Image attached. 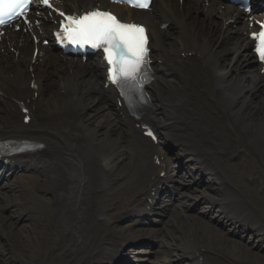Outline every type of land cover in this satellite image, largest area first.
Instances as JSON below:
<instances>
[{
	"label": "bare ground",
	"instance_id": "obj_1",
	"mask_svg": "<svg viewBox=\"0 0 264 264\" xmlns=\"http://www.w3.org/2000/svg\"><path fill=\"white\" fill-rule=\"evenodd\" d=\"M204 2L161 0L154 13L136 14L151 26L157 74L151 88L153 107L139 127L120 108L117 95L103 87L100 63L83 65L56 55L42 43L45 27L41 32L33 29L35 40L29 34H6L0 42V132L27 129L32 133L26 139H39L44 150L37 153L36 176L18 188L0 186V208L10 204L26 210V222L38 225L29 223L21 236L11 232L17 230L14 225L4 229L0 220V264H106L102 258L111 257L119 233L141 238L142 231L134 234L119 227L133 215L125 214L128 209L158 195L161 173L172 166L166 156L173 149L154 146L144 137L143 126L161 136L174 131L189 144L185 152L200 184L214 194H203L210 212L217 209L222 214L224 228L230 224L252 235L258 247L264 243V98L258 96L264 75L250 50L246 16ZM131 14L128 11V17ZM167 25H174L177 34L165 29ZM34 49L39 51L36 58ZM90 104H97L92 117L101 118L95 125L84 121ZM31 118L34 127L28 128L25 120ZM165 141L171 142L169 135ZM174 146L181 149L178 142ZM234 156L238 164L229 165ZM205 157L217 158L216 165H209ZM31 179L30 192L25 186ZM171 182L178 181L172 176ZM6 189L18 190L17 204L7 202ZM178 199L179 203H161L155 218L172 217L175 239L182 245L180 264L197 262L199 252L212 264L224 259L264 264L260 250L251 251L221 228H206L189 216L186 194L180 192ZM149 243L153 246L151 240L144 245ZM146 249L136 254L146 255ZM159 254L172 258L167 252Z\"/></svg>",
	"mask_w": 264,
	"mask_h": 264
},
{
	"label": "snow or ice",
	"instance_id": "obj_2",
	"mask_svg": "<svg viewBox=\"0 0 264 264\" xmlns=\"http://www.w3.org/2000/svg\"><path fill=\"white\" fill-rule=\"evenodd\" d=\"M41 3L51 7L49 0H40ZM124 2V0H119ZM33 0H0V25L20 19L24 16ZM134 6L147 8V0ZM61 16L64 13H60ZM68 23L63 26V31L71 43H89L93 47H104L107 60L112 68L109 69V78L113 83L119 84L118 76L132 78L138 71H146L142 65L147 64L146 37L144 28L135 24H124L106 12L93 11L85 13L79 18L65 17ZM258 41L256 51L260 59L264 60V31L254 34ZM123 45L121 47L120 45ZM112 49L117 50L119 59H113ZM116 72L118 75H114Z\"/></svg>",
	"mask_w": 264,
	"mask_h": 264
},
{
	"label": "rangeland",
	"instance_id": "obj_3",
	"mask_svg": "<svg viewBox=\"0 0 264 264\" xmlns=\"http://www.w3.org/2000/svg\"><path fill=\"white\" fill-rule=\"evenodd\" d=\"M88 119H89V117L88 116H86ZM91 123H93V122H91ZM190 192H199V191H190ZM204 204V203H203ZM202 204V207H200V208H194L193 207V205H194V202L193 201H190V202H188L187 203V207H190L189 209H188V213L190 214V215H193L197 220H199V221H201V222H206V223H211V221H213V222H215V220L218 218V215H216L215 214V212H213V213H211V214H206L207 212V206H206V204L205 205H203ZM132 221L134 220V219H131ZM170 220V217H167V218H165L164 219V221H163V223L162 224H160V225H158V226H156V227H154L153 229H149V230H158V231H161V229H162V225H164L166 222H168ZM137 222V221H136ZM134 224H137V223H134ZM122 227H127V223H123L122 225H121ZM133 226V225H132ZM134 226H138V225H134ZM142 228H148V227H142ZM229 229V227L227 228V230ZM134 230H137V231H134L135 233L134 234H137V232L140 230H143V229H134ZM228 232V231H227ZM20 234L23 236V233H22V231H20ZM129 234H131V233H129ZM175 235V234H174ZM240 237H241V239L243 240L245 237L243 236V234L242 235H240ZM242 240H240L241 242H242ZM251 240V239H250ZM240 242V243H241ZM177 243V245L178 246H180V243L179 242H176ZM242 244V243H241ZM245 243H243L242 245H244ZM246 246L248 245V244H245ZM250 245H251V247H250V250L251 251H264V249H261V247H260V249H259V247H258V249H257V245H254L253 243H250ZM131 246H132V249L134 250L135 248H137L138 247V250H140L141 248H142V246L141 245H139V243H138V241L137 242H134V243H131ZM249 247V246H248ZM262 248H264V246H262ZM159 250H165L166 252H168V245H166V244H164V243H162V247L160 248L159 246H155L154 248H152V249H149V251H151V254L150 255H147V256H141L142 258H147V259H149L150 261H151V263H153V261L155 260V261H157V262H160V263H162V261L159 259L160 257H161V255L160 254H158V253H156L155 254V252H158ZM261 254H264V253H261ZM175 256H174V258H172V261H175ZM150 263V264H151Z\"/></svg>",
	"mask_w": 264,
	"mask_h": 264
}]
</instances>
